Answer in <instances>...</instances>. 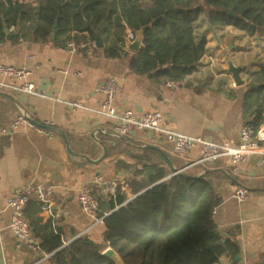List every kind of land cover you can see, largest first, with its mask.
I'll list each match as a JSON object with an SVG mask.
<instances>
[{
  "label": "crops",
  "instance_id": "crops-1",
  "mask_svg": "<svg viewBox=\"0 0 264 264\" xmlns=\"http://www.w3.org/2000/svg\"><path fill=\"white\" fill-rule=\"evenodd\" d=\"M25 1L35 3V0ZM205 20L206 16L201 15L196 24V35L207 37V53L189 76V86L158 83L150 74L133 72L130 61L136 52L132 50L127 49L129 54L115 58L106 56L103 47L97 48L92 56L71 55L62 50L65 44L54 43L55 32L49 41L42 42L34 37L32 30L20 38H16L20 30L14 34L17 26L14 31L8 30L4 40L0 41V64L29 67L32 74L28 79L43 95L0 91V128L24 111L48 127L43 133L27 127L0 137V264L50 262L51 254L42 250L38 240L29 244L9 227L11 210L8 202L23 184L33 182L54 187L56 209L66 210L56 227L53 226L61 231L64 246L81 236L101 244L105 242L107 232L104 217L113 212L112 206L116 204V197L104 195L103 183L120 180L121 196L127 201L135 198L127 182L135 176L136 169L141 170L147 163L146 160L141 163V157L160 163L170 171H174L173 168L191 171L200 166L222 170L228 177L216 180L214 218L223 239L237 242L241 253L237 262L224 255L214 264L259 261L264 254V156L250 155L240 165L238 173L234 172L228 157L194 164L200 157V147L192 149L186 157H180L163 134L137 126H132L126 135L117 134L114 131L117 120L98 112L104 96L96 92L95 87L97 83L115 77L119 82L115 98L118 112L130 109L140 115L160 110L170 129L217 143L238 145L241 128L247 123L246 91L253 75L264 63V30L248 34L232 26L212 29L209 24L206 30L202 24ZM113 31L114 27L107 35ZM98 33L104 37L102 32ZM78 35L90 39L88 33ZM210 56L217 58V63L209 65ZM228 56L235 65H247L241 72L246 80L244 85L233 86L234 79L227 71ZM66 101L81 102L87 108L73 109ZM67 143L73 152L85 157L70 154ZM105 148L106 157L97 163ZM203 168L198 171L199 175L203 174ZM86 185L92 187L100 201L101 222L95 223L81 208L78 197ZM238 185L248 190L244 201L233 197ZM32 200L25 214L34 213V202L38 200ZM40 216L44 220L51 219L43 208Z\"/></svg>",
  "mask_w": 264,
  "mask_h": 264
},
{
  "label": "trees",
  "instance_id": "trees-1",
  "mask_svg": "<svg viewBox=\"0 0 264 264\" xmlns=\"http://www.w3.org/2000/svg\"><path fill=\"white\" fill-rule=\"evenodd\" d=\"M201 15L212 29L232 26L248 34L264 30V0H0V41L5 29L18 24L16 38L32 30L38 41L47 42L55 32L56 45H64L73 33L77 39L86 40L78 34L88 33L89 40H96L102 32L104 53L115 58L129 54L125 24L134 32L144 28V45L132 55L130 69L150 74L158 83L189 86V76L207 53V37L196 35ZM245 99L247 123L257 131L264 123V63ZM144 160L127 182L139 195L127 202L119 191L113 212L104 217V243L81 236L64 246L59 228L40 216L42 206L34 202V213L26 212L25 218L42 250L51 254L49 264H116L103 254L108 247L124 264H214L224 255L240 256L239 244L223 239L214 218L216 180L228 176L201 166L174 174ZM257 263L264 264V254Z\"/></svg>",
  "mask_w": 264,
  "mask_h": 264
},
{
  "label": "built area",
  "instance_id": "built-area-1",
  "mask_svg": "<svg viewBox=\"0 0 264 264\" xmlns=\"http://www.w3.org/2000/svg\"><path fill=\"white\" fill-rule=\"evenodd\" d=\"M127 36L130 40L135 39V32L127 25ZM15 30V26L11 31ZM98 45L96 40H82L72 36L62 50L71 55L92 56L97 50ZM218 59L210 56L209 65L217 63ZM32 74V70L27 66H19L13 64H0V91H17L26 95H43L36 90V85L28 79ZM178 85V83H170ZM176 85V86H177ZM235 81L233 86H235ZM119 90V82L115 77H109L99 83L95 87V91L103 94V101L99 113L107 117L117 120L114 131L120 135H126L130 132L132 126H137L140 129L148 130L163 134L166 140L172 145L174 153L180 157H186L188 153L196 148H201V154L194 164H205L216 161L223 157H228L233 165L235 173L239 172L240 165L246 161L250 155L260 154L264 156V125L257 131L249 125L244 124L241 128V141L238 145H233L229 142L217 143L210 139L201 136H191L173 129L165 125V114L160 110H152L137 115L133 110L126 109L118 112L115 106V98ZM73 109L82 107L87 108L81 102L66 101ZM32 117L27 112L19 114L10 124L0 128V137L13 135L21 128H34L39 132H45L47 127L36 125L32 121ZM45 125V124H44ZM47 126V125H45ZM122 188L120 180H112L103 183V193L106 196L116 197ZM248 190L242 185H238L233 192V197L238 201L247 199ZM37 199L43 210L47 211L54 227L57 221L63 217L66 210L56 209L54 200V187L48 184L29 182L23 184L13 196L9 199L8 207L11 210V220L9 227L14 234L29 244H34L36 238L29 222L25 218V211L28 203L33 199ZM79 203L81 208L87 213L96 223L103 220L100 212V201L94 195L92 187L84 186L79 194ZM216 211V207L214 212ZM244 264H258L244 262Z\"/></svg>",
  "mask_w": 264,
  "mask_h": 264
},
{
  "label": "water",
  "instance_id": "water-1",
  "mask_svg": "<svg viewBox=\"0 0 264 264\" xmlns=\"http://www.w3.org/2000/svg\"><path fill=\"white\" fill-rule=\"evenodd\" d=\"M54 29H55V31L58 30V22L55 23ZM19 30H20V25L18 24L17 27H16V31L14 32V34L18 33ZM5 33L6 34L8 33V29H5ZM135 34H136V36H135V39L134 40H130L126 35H124V38H125V46H126V48L128 50H132L134 52H138L143 47V45H144V28L143 29H140V30H137L135 32ZM96 42H97L98 48H102L104 46L103 38L101 37V35L99 33L97 34ZM226 61H227V64H228L227 71L232 75V77H233L236 85L237 86L244 85L246 83V80L242 78L241 72H242V70H244L247 67V65L244 64V63L239 64V65H235L233 63V61H232V59H231L230 56L227 57V60ZM32 121L36 125L43 126V127H48V126H45V125H42V124L38 123L37 121H35L33 119H32ZM67 150H68V152L70 154H72L74 156L85 157V155H83V154H78L76 152H73L72 149L70 148L69 143H67ZM106 155H107V149L105 148L104 155L102 156V158H100L96 162L99 163V162L103 161V159L106 157ZM173 170H174V172H173L174 174L182 173L184 171V169H176V168H173ZM138 195H136L135 197H137ZM103 254L105 256L109 257L111 260H113L116 264H124L121 256L114 249H112L111 247H108L103 252ZM239 259H240V256L236 257L235 258V262H237Z\"/></svg>",
  "mask_w": 264,
  "mask_h": 264
},
{
  "label": "rangeland",
  "instance_id": "rangeland-1",
  "mask_svg": "<svg viewBox=\"0 0 264 264\" xmlns=\"http://www.w3.org/2000/svg\"><path fill=\"white\" fill-rule=\"evenodd\" d=\"M202 24H203V26L206 28V30H207V24H208V22L205 20V21H202Z\"/></svg>",
  "mask_w": 264,
  "mask_h": 264
}]
</instances>
